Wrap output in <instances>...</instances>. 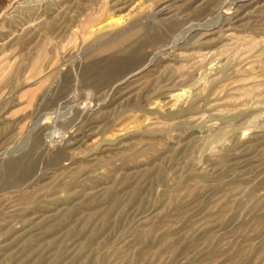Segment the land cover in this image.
Wrapping results in <instances>:
<instances>
[{
    "label": "rangeland",
    "instance_id": "1",
    "mask_svg": "<svg viewBox=\"0 0 264 264\" xmlns=\"http://www.w3.org/2000/svg\"><path fill=\"white\" fill-rule=\"evenodd\" d=\"M0 264H264V0H0Z\"/></svg>",
    "mask_w": 264,
    "mask_h": 264
}]
</instances>
